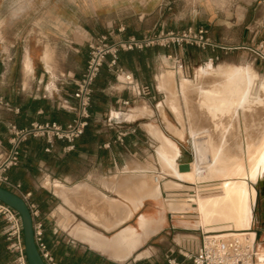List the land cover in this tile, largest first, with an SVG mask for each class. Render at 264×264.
Masks as SVG:
<instances>
[{
    "label": "crops",
    "instance_id": "obj_1",
    "mask_svg": "<svg viewBox=\"0 0 264 264\" xmlns=\"http://www.w3.org/2000/svg\"><path fill=\"white\" fill-rule=\"evenodd\" d=\"M256 1L235 0L233 5L250 6ZM259 3L264 10V0ZM119 25L125 27L123 37L147 33L144 21L93 23L87 28L88 38L74 45L75 50L55 67L39 58L38 46L27 52L23 48L16 51L7 62L6 83L0 86V99L7 102L0 103V154L9 147L11 125L20 128L50 121L66 124L72 119L74 80L83 72L88 41L97 34H113ZM260 38L264 40V28H249L237 41L221 45H245L251 51ZM219 53L218 47L201 49L186 43L120 51L118 64L137 83L150 84L153 99L139 96L136 89H125L103 64L92 85L89 123L71 147L65 141L48 142L44 137H28L21 143L19 162L6 174L20 184V192L28 194L27 201L38 209L34 219L41 221L44 241L57 264H169V258L176 264H192L179 249L183 250L187 237H191V246L198 245L200 232L189 224L185 212L173 210L164 196L166 183L178 180L161 170L159 151L165 148L161 135L175 139L177 149L172 161L179 169L182 166L176 161L180 150L176 140L181 138L166 131L167 122L171 123L166 112H172L174 118L175 114L164 101L165 88L173 80V55L182 63L186 58H213ZM178 68L184 73L182 66ZM4 72L5 65L0 64V73ZM122 100L129 103L124 105ZM156 100L162 112L156 108ZM156 172L163 174L156 175L158 182L152 178ZM143 182L149 187L141 185ZM155 183L159 194L152 191ZM2 225L0 217V264H9L13 256L1 234ZM262 233L259 242L264 240V227ZM260 246L258 264L264 257V243Z\"/></svg>",
    "mask_w": 264,
    "mask_h": 264
},
{
    "label": "rangeland",
    "instance_id": "obj_2",
    "mask_svg": "<svg viewBox=\"0 0 264 264\" xmlns=\"http://www.w3.org/2000/svg\"><path fill=\"white\" fill-rule=\"evenodd\" d=\"M259 2H261V0L254 2L250 6H245L242 3H236L235 5H233L234 8L230 9V11L232 12V15L226 18L227 23H217L215 21H211L212 23H211L210 28L206 27L205 25L209 21L201 20V19H197L194 21L184 20V21L173 23L172 21L167 19L166 13L162 14L158 18L144 21V24H145L144 32H147V33H143V34H156L159 32H167V31L173 32L174 34L188 32V31L191 33H194L201 29L202 31H204V35L208 37V39L212 43V45L205 46L204 48L212 46L213 48L218 47L220 50V53L214 56L213 58H203V57H200L198 59L197 58H186L182 63H180L181 61L176 62L178 58H176L175 55H173L171 59V70L173 71H171L170 75L173 77V80L169 86H166L165 90H166V94L167 92L170 94L171 103L174 105H177L178 107L177 112L174 113L177 121L173 117L174 115L172 112L170 113L166 112V115L169 116V121L171 122L170 124L173 125L174 128L180 131H183V137L179 140H176L180 148L179 155L177 156L176 161L180 165H182L180 167V169L182 170L189 168L188 163L191 160H193V157H194V150L190 143V138H191L190 133H189L190 128L191 130L193 128V131L195 130L194 131V134H196L195 137L199 136L196 139V143L198 142L197 144H200V146L203 144L205 134L207 133L213 138H215L216 141L221 142L222 144L229 147L231 150H234L235 144L241 139L240 136L241 134L243 135L244 129L246 128L248 129L250 133L254 134L256 132V125L258 126V124L262 120V116L264 114L261 112V109L258 110L255 108L253 109L255 110L253 115L252 114L248 115L249 114V112L247 111L248 105H243V104H245V101L247 102V99L250 100V98L252 99L251 100L252 102L257 104V97H260L259 96L260 93L264 92V88L257 89L258 87L254 86L253 80L251 79V75H248L249 69L252 68L256 77H258L259 80L262 79L261 81H264V61H262L261 59L257 57H254L255 56L254 53L250 50L249 51L246 50L245 45H241L242 47L241 46L238 47L236 44L232 46L221 45V44H228V42L237 41L242 36H245L249 28L251 29L253 28V30L255 29L261 30L262 28H264L263 27L264 26V10L262 7V3H259ZM221 18L223 19L224 17H221ZM260 40H263V39L260 38L254 44L253 48L257 47ZM173 45H175L176 47L179 46L178 44H171L170 46H173ZM191 45L204 49L195 44H191ZM178 64L180 65V67L182 66L184 73L180 71L181 69L178 68L177 66ZM205 65L206 66L208 65L209 67L212 66V68H215L217 70H221L222 76L220 77L219 75L218 76H206L205 75L203 77H200L199 76L200 68ZM243 66L245 67L243 68ZM234 67H241L243 70L240 74H236L234 76L233 75ZM176 68H178V73L176 72ZM229 74H232L231 75L232 78H228V80H231L234 82L233 88L236 86H241V85L243 87L240 90V94L239 93L236 94L237 98H240V100H237L236 102L240 101L242 102V104H239L237 106L236 104L231 105L232 107L230 106L229 108H227L225 114L218 121V115L220 111H214L215 112L214 118L213 116H209V112H207L208 104L207 102L203 101L205 98H203L204 96H201L202 93H199L198 92L199 90L197 91V89H193V84L198 83V85L203 84V85H207L208 87L215 88L216 85H219V83L223 82L221 79L219 80V77L227 79V77H229L227 75ZM176 76L178 77V79L176 78ZM185 78L190 80L189 83H191V85L189 84L186 85V89L183 91L185 95L184 96L183 93H180L181 92L180 89L177 90L178 88L177 85L179 84L181 79H185ZM198 85L195 84L194 86L197 87ZM244 87L247 89L245 90ZM218 90L215 91L212 89V93H211L212 97L216 96L219 99H224L225 98L224 94H219ZM185 100L187 101V103L189 102L188 108L187 107L185 108V103H186ZM159 101L158 100L155 101V104L157 105L156 108L158 109L160 105ZM223 105H224V102H223ZM159 110L160 112H162L161 107ZM156 112H157V109H156ZM170 124L169 122H167L166 124L167 132L171 128V126H169ZM159 125L160 127H163L162 124H159ZM162 129L165 130V128H162ZM196 132L198 133V135ZM171 134H174V133L171 131ZM171 134L168 133V135H171ZM220 138L222 139V141L219 140ZM206 155H204L205 160H206V157H208V159L210 158L208 154ZM153 175L162 176L163 174L156 172ZM151 179L152 178H150V180ZM176 182L179 183L178 185L180 187H177L178 185ZM176 182H175L176 185H174L173 182L166 183L164 190L170 189V187L171 189L173 188V190H175L171 192V196L167 195L168 198L166 197L167 198L166 200H169L171 202L183 201L182 198H186V196L183 194L184 196H181L178 199L177 197L178 193H180V195L181 193H184V192L187 193V195L194 193V196L192 197L196 198L197 195L199 194L197 192H201L197 184H192V186L196 188H194L195 192L193 190L191 193L189 192V190H184L186 188L185 182H182L179 180ZM206 187H210V186H206ZM254 187L256 189V195H255V199L253 202L254 203L253 208H252L253 219L251 221L250 231L255 232L257 234V241L259 242V238L263 234L262 231L264 227V219L259 217V212H260V209L263 207L264 201L261 198V196L258 194L259 193L258 188L256 186ZM178 188L180 190L182 189V191H179ZM183 211L185 212L184 214L186 215L187 217L186 220H188L189 224L196 226L197 227L196 230L199 231L198 228L201 225L199 222L200 219L196 217V214H194L195 212L193 211V209L188 208V209H184ZM191 230L192 229H189L188 231H191ZM137 231L140 232V227H139V230ZM207 231H213V230H207ZM120 239L123 240L122 237Z\"/></svg>",
    "mask_w": 264,
    "mask_h": 264
},
{
    "label": "built area",
    "instance_id": "obj_3",
    "mask_svg": "<svg viewBox=\"0 0 264 264\" xmlns=\"http://www.w3.org/2000/svg\"><path fill=\"white\" fill-rule=\"evenodd\" d=\"M125 27L117 26L112 34H97L88 41V56L83 72L74 80L73 90L74 105L72 119L66 124L55 121L33 122L28 126H10L11 136L9 147L0 154V186L5 187L22 196L29 207L33 219V236L36 248L45 264H57L51 255L43 238V226L41 221L34 218L38 215V209L27 201L28 194L20 192V184L12 181L6 174L7 170L19 162L21 143L28 137H44L48 142L53 139L67 142V147L72 146L75 138L80 136L89 123V105L92 97V85L103 64L114 74L115 78L125 89H136L139 96L153 99L152 86L146 83H137L132 74L118 64V53L131 49H142L151 45L169 46L171 44H195L204 48L212 45L201 29L197 32H159L156 34H143L141 36H121ZM257 57L264 61V40H260L257 47L250 48ZM108 58V59H107ZM179 65V64H178ZM177 65V66H178ZM0 103L7 104L2 99ZM128 100H122V104H128ZM0 217L3 220L1 234L6 241V248L12 254L9 264H27L24 254L22 228L17 212L0 201ZM200 242L191 246V237L185 241L183 250L179 252L191 259L192 264H258V242L256 234L250 240L236 235L224 236L223 232L234 231H207L201 226ZM255 233V232H254ZM169 264H176L173 259H168Z\"/></svg>",
    "mask_w": 264,
    "mask_h": 264
},
{
    "label": "bare ground",
    "instance_id": "obj_4",
    "mask_svg": "<svg viewBox=\"0 0 264 264\" xmlns=\"http://www.w3.org/2000/svg\"><path fill=\"white\" fill-rule=\"evenodd\" d=\"M244 67L245 66H243V68ZM242 70L243 69L241 67H234L233 75L235 76L236 74H240ZM221 74H222L221 70H217L215 68H212V66L209 67L208 65L207 66L205 65L200 68L199 76L203 77L205 75L206 76H218L219 75L221 77L222 76ZM231 75L232 74L227 75L229 76L227 77V79L219 77V80L221 79L224 83L223 82L219 83V85H216L215 88L208 87L207 85H203V84L198 85V83H195L196 85H198L197 87H195L194 86L195 84H193V89H197V91L199 90L198 92L202 93L201 96H204L203 98L205 99L203 101L207 102L208 104L207 112H209V116H213L214 118V113H215L214 111H220L218 115V121L220 120V118H222L227 108H229L231 105L236 104L237 106L239 104H242V102L240 101L236 102L237 100H240V98H237L236 94L238 93L240 94V90L243 87L241 85V86H236L233 88L234 82L231 80H228V78H232ZM248 75H251V79L253 80L254 86L258 87L257 89L264 88V81H261L262 79L259 80L258 77H256L252 68L249 69ZM189 81L190 80L187 78L181 79V81L177 85L178 87L177 90L180 89L181 90L180 93H183V91L186 89V85L188 84L191 85ZM212 89L215 91L219 89L218 93L224 94L225 98L219 99L216 96L212 97L211 95ZM246 89L247 88H245V90ZM259 96L260 97H257V104L252 102L251 98L250 100L247 99V102L245 101V104H243V105H248L247 106L248 109L246 108L247 111L249 112L248 115L250 114L253 115L255 111L253 109L255 108L258 110L261 109V112L264 114V92L260 93ZM170 99H171L170 94L167 92L164 101L170 107V109L175 113L177 112L178 107L177 105L172 104ZM222 101L224 102V105ZM188 104L189 102L187 103L186 101L185 108L186 107L188 108ZM169 126H171L170 130L177 137L179 138L183 137V131H180L174 128L173 125L171 124ZM194 131H193V128L192 130L190 128V132H189L190 137H191L190 143L194 150V157H193V160H191L188 163L189 168L185 170L179 169L178 166L174 165L172 161L174 155L176 154V149H177L175 141H173L169 137L161 135V138L165 144L164 150L159 151L160 152L159 154L162 157V160H161L162 169L161 170L166 175L170 176L171 178L185 182L186 188L184 190H189V192L191 193L194 190L195 192L194 188L196 187H193L192 184H197V186L201 190V192H197L199 194L197 195L196 198L192 197L194 196V193L188 194V195L185 192L181 193V195L180 193H178L177 197L184 196V195L188 197L186 199L182 198L183 201H177V202L169 201L168 203L169 206L173 210L182 211L188 208L193 209V211L195 212L194 214H196V217L200 219L199 222L203 226L204 230H214V231L230 230L234 232H223L224 236L236 235L242 238L248 237L250 240H252L254 238L255 233L250 231V226H251V221L253 219L252 208H253V204H254L253 202H254L255 195H256V189L253 184L258 178L264 177V174H262L261 172V169H264V161L261 160V156L264 155V115L262 116V120L260 121L258 126L256 125V132L254 134L250 133L248 129L246 128L244 129L243 135L241 134L240 136L241 139L235 144L234 150H231L226 145L222 144L221 142L216 141L215 138H213L207 133L205 134L203 144L200 146V144H197L198 142L196 143V139L199 136L195 137L196 134H194ZM219 140L222 141L221 138ZM206 154L210 156L209 159L208 157H206L207 161L204 159L205 157L204 155ZM152 178L154 182L159 181L158 176L156 175H153ZM144 183L145 182L141 183V185ZM144 185L149 187V185H146V184ZM153 185H154V188L152 186L153 188L152 191H154V194H155V191L156 193L158 192L157 194H159L160 192H159V186H157L158 184L156 185L155 183ZM174 185L176 184L174 183ZM206 186H210V187H206ZM177 187H180V186L178 185ZM170 189H166L168 193L166 192V194L164 195L165 197H167V195L171 196V192L175 191L173 190V188L171 190ZM147 190L149 191V189ZM178 190L180 189L178 188ZM144 191L142 190L141 192H144ZM81 228L84 229L85 227H81ZM79 231H81V229H79ZM93 233H91V235ZM131 233H135V232H131ZM89 234H88V237H89ZM118 236L116 237L120 239L121 237H118ZM95 237L96 235L94 236V239H96ZM99 238L97 240H99ZM130 238L131 237L128 236V239H129L128 242H130ZM124 244H126V242ZM262 248L263 247L261 246L258 247V251H260V249ZM258 251H257L256 256H258ZM259 260L261 264H264L263 256H261Z\"/></svg>",
    "mask_w": 264,
    "mask_h": 264
},
{
    "label": "clouds",
    "instance_id": "obj_5",
    "mask_svg": "<svg viewBox=\"0 0 264 264\" xmlns=\"http://www.w3.org/2000/svg\"><path fill=\"white\" fill-rule=\"evenodd\" d=\"M235 0H0V86L16 51L39 47V58L55 67L74 45L88 38L96 22L146 21L167 14L173 23L207 20L227 23ZM221 17H224L223 19ZM28 63V57H25Z\"/></svg>",
    "mask_w": 264,
    "mask_h": 264
},
{
    "label": "water",
    "instance_id": "obj_6",
    "mask_svg": "<svg viewBox=\"0 0 264 264\" xmlns=\"http://www.w3.org/2000/svg\"><path fill=\"white\" fill-rule=\"evenodd\" d=\"M264 201V177L258 178L254 184ZM0 201L14 209L21 222L24 254L27 264H45L40 256L33 236V219L26 200L19 194L0 186ZM261 216L264 219V203Z\"/></svg>",
    "mask_w": 264,
    "mask_h": 264
},
{
    "label": "snow or ice",
    "instance_id": "obj_7",
    "mask_svg": "<svg viewBox=\"0 0 264 264\" xmlns=\"http://www.w3.org/2000/svg\"><path fill=\"white\" fill-rule=\"evenodd\" d=\"M261 160L264 161V155L261 156ZM262 174H264V169H261Z\"/></svg>",
    "mask_w": 264,
    "mask_h": 264
},
{
    "label": "flooded vegetation",
    "instance_id": "obj_8",
    "mask_svg": "<svg viewBox=\"0 0 264 264\" xmlns=\"http://www.w3.org/2000/svg\"><path fill=\"white\" fill-rule=\"evenodd\" d=\"M258 194H259V193H258ZM262 209H263V207L260 209V212H259V217H260V218H262V216H261ZM252 211H253V210H252Z\"/></svg>",
    "mask_w": 264,
    "mask_h": 264
}]
</instances>
